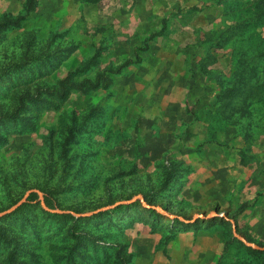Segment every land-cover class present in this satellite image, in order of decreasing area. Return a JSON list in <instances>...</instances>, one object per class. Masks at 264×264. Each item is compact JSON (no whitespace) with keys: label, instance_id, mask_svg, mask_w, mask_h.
Wrapping results in <instances>:
<instances>
[{"label":"rangeland","instance_id":"374dc122","mask_svg":"<svg viewBox=\"0 0 264 264\" xmlns=\"http://www.w3.org/2000/svg\"><path fill=\"white\" fill-rule=\"evenodd\" d=\"M257 1L0 0V264H172L169 226L214 211L222 262H263L225 249L264 246Z\"/></svg>","mask_w":264,"mask_h":264},{"label":"crops","instance_id":"0c3cea01","mask_svg":"<svg viewBox=\"0 0 264 264\" xmlns=\"http://www.w3.org/2000/svg\"><path fill=\"white\" fill-rule=\"evenodd\" d=\"M241 171H243V168L238 170L235 168H228L227 171L224 172L226 178L221 189L216 188V181H221L220 178L215 177L213 172L208 171L210 176H214L209 180L213 182V190L209 191V194L207 193L206 195L211 197V201L214 202L215 200V202H220V206H226L223 204L224 198H226L230 192L235 191L238 184L244 182ZM229 205L230 203H228V206ZM226 212L229 213L231 211L227 209ZM215 217H217V219L223 218L220 216ZM224 218H226V216ZM226 219L228 220V218ZM214 223L215 222H213V224ZM213 224L208 225V222H205L202 224L203 227L198 230L179 231L169 242L171 249L177 252L173 254L172 264H214L216 257L219 255L221 256L223 252V240H225V236L223 234V228L217 224ZM228 240L229 238L226 239V241ZM232 247H236V244ZM181 255L183 256L182 259H180ZM184 255L186 256V261ZM218 259L219 257L217 260Z\"/></svg>","mask_w":264,"mask_h":264},{"label":"trees","instance_id":"16d2710c","mask_svg":"<svg viewBox=\"0 0 264 264\" xmlns=\"http://www.w3.org/2000/svg\"><path fill=\"white\" fill-rule=\"evenodd\" d=\"M245 4H247V3H245ZM252 5H254L253 7H255L256 8V13H255V16L254 17H252L253 18V20H255V21H260V22H264V0H258L257 2H255L254 4H252ZM248 20L246 19V20H243V24L244 23H246ZM252 21V20H251ZM121 67H124V65L123 66H121ZM118 71H120V69L118 70ZM103 78V81H104V79H105V81H107V80H109L110 78L108 77V76H105L104 77V75L103 74H99L98 76H97V81L95 82V81H93L92 79H88V80H85L84 82H88L90 85H92V87H94V86H98V85H100L99 83H100V79H102ZM84 82L81 84H76V85H84ZM176 165L175 166H172V167H170V171H169V176L170 177H172L173 176V171L176 169ZM37 196V193L36 192H31L30 193V195L28 196V199H34V197H36ZM45 202H46V204H47V206H49L50 208H55V205H54V200L52 199V195L51 194H46V196H45ZM121 206H124V205H121ZM121 206H119V207H121ZM117 210V209H116ZM113 210H109V211H102V212H100L98 215H105V214H107V212L108 213H111ZM150 211H154L153 209H151ZM117 213V212H116ZM57 215H59V216H66V214L65 213H60V214H57ZM110 215V214H109ZM217 220V217H212V218H210V219H202V218H198V219H196L195 221H193V222H191V223H186V222H182L180 219H175V221L176 222H178V223H182V226H180V227H174V226H169V229H170V231H172L173 233H174V231H177V230H180V231H187V230H192V229H194V230H196V229H198L199 227H201L200 225L201 224H203V223H207L208 222V225H210V224H213V222H215ZM222 220V219H221ZM223 220H225V219H223ZM195 228H194V227ZM90 236V235H89ZM234 244H236V246L238 247V248H241V250H242V254H247V253H258V252H261V253H264V251L263 250H257V249H255V248H253V247H250V246H246V245H244V244H241L240 242H235L234 240H228V241H226L225 242V249L226 248H229V247H232ZM124 259V258H123ZM222 256L220 257V259H219V261H218V264H224V261L222 262ZM221 262V263H220ZM228 263V262H227ZM243 264H249V263H246V262H243ZM261 264H264V260H263V262L261 263Z\"/></svg>","mask_w":264,"mask_h":264},{"label":"water","instance_id":"95a60500","mask_svg":"<svg viewBox=\"0 0 264 264\" xmlns=\"http://www.w3.org/2000/svg\"><path fill=\"white\" fill-rule=\"evenodd\" d=\"M24 200H25V198H23V199L19 202V204H21ZM16 207H17V206H13V207H11V208H9V209H7V210L1 212L0 215H4V214H6V213H9V212L13 211ZM215 216L225 217V214L218 213V212L214 211V212H211V213L208 214V215H204V214H199V215H198V217H201V218H203V219H205V218H212V217H215ZM196 218H197V217L195 216L194 219H193V221L196 220ZM235 226H236V225L234 224V227H235ZM235 235H236L241 241H243L245 244H247L248 246H251V247L256 248V249H258V250H264V246H261V245H259V244H257V243L249 242L245 237H243V236H241V235H238L237 233H235Z\"/></svg>","mask_w":264,"mask_h":264}]
</instances>
